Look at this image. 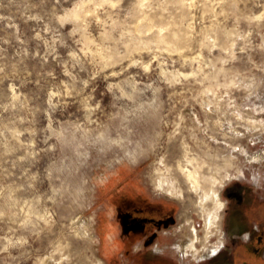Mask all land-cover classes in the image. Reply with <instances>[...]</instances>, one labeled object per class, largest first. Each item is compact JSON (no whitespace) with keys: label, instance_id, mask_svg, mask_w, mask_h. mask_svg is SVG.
<instances>
[{"label":"rangeland","instance_id":"obj_1","mask_svg":"<svg viewBox=\"0 0 264 264\" xmlns=\"http://www.w3.org/2000/svg\"><path fill=\"white\" fill-rule=\"evenodd\" d=\"M211 1L0 0V264H133V246L196 264L186 151L205 173L232 160L208 246L244 236L228 192L264 196V0ZM124 190L174 206L148 247L122 234Z\"/></svg>","mask_w":264,"mask_h":264},{"label":"flooded vegetation","instance_id":"obj_2","mask_svg":"<svg viewBox=\"0 0 264 264\" xmlns=\"http://www.w3.org/2000/svg\"><path fill=\"white\" fill-rule=\"evenodd\" d=\"M228 196V213L235 215L231 232L243 231L244 236L230 238L217 253L196 264H264V196L254 192L250 198L243 199L237 186L231 188ZM122 203L125 208L121 210L120 206L117 212L122 234L133 237L134 243L141 241L143 247L154 244L161 238L159 230L176 221L175 209L170 202L151 198L146 193L133 194V198L121 200ZM222 250H225L224 254ZM145 252L141 246H133V264L182 263L168 250L149 255Z\"/></svg>","mask_w":264,"mask_h":264},{"label":"bare ground","instance_id":"obj_3","mask_svg":"<svg viewBox=\"0 0 264 264\" xmlns=\"http://www.w3.org/2000/svg\"><path fill=\"white\" fill-rule=\"evenodd\" d=\"M176 1V0H175ZM211 1V0H210ZM84 2V1H83ZM95 2V1H94ZM104 2V1H103ZM148 2V1H147ZM172 2V1H171ZM212 2V1H211ZM81 3V2H80ZM114 3V2H113ZM142 3V2H141ZM176 3V2H174ZM189 3V2H188ZM210 3V2H209ZM105 4V3H104ZM143 4V3H142ZM145 4V3H144ZM143 4V5H144ZM208 4V3H207ZM209 5V4H208ZM145 6V5H144ZM86 7V6H85ZM92 7V6H91ZM143 8V7H142ZM83 9V8H82ZM95 9V8H94ZM183 9V8H181ZM80 12V11H79ZM85 13V12H84ZM182 13V12H181ZM191 13V12H190ZM193 13V12H192ZM81 14V13H80ZM262 15V13H260ZM77 15V14H73ZM148 15V14H147ZM193 15V14H192ZM81 15H78L80 17ZM147 17V16H146ZM142 18L139 20L140 22L137 24V29H142L141 26L144 24L149 27V29H153L154 21L147 18ZM76 18V17H75ZM141 18V17H140ZM215 21V20H214ZM220 23V22H219ZM80 24V23H79ZM135 24V23H134ZM84 25V24H83ZM211 26V25H210ZM215 26V25H214ZM81 27V26H80ZM136 27V26H135ZM146 27V26H145ZM158 27V26H157ZM194 27V26H193ZM178 28V27H177ZM209 28V27H208ZM136 29V30H137ZM164 28L159 27L157 28L159 35L163 32ZM182 29V28H181ZM140 31V30H139ZM207 31V30H206ZM219 31V30H218ZM224 31V30H223ZM226 31V30H225ZM142 32V31H141ZM187 32V31H186ZM173 33V32H172ZM218 33V32H217ZM139 34V33H138ZM187 34V33H186ZM230 34V33H229ZM166 35V33H165ZM164 35V36H165ZM185 35V34H184ZM190 35V34H189ZM134 36V35H133ZM163 36V35H162ZM163 36V37H164ZM227 36V35H226ZM159 37V36H158ZM162 37V38H163ZM176 37V36H175ZM185 37V36H184ZM206 37V36H205ZM213 37V36H212ZM219 37V36H218ZM179 38V37H178ZM92 39V38H91ZM160 39V38H159ZM164 39V38H163ZM219 39V38H218ZM90 40V39H89ZM162 40V39H161ZM178 41V39H177ZM237 41V40H236ZM156 42V41H155ZM88 43V42H87ZM91 43V42H90ZM145 44V43H144ZM186 44V43H185ZM130 45V44H129ZM228 45V44H227ZM231 45V44H230ZM100 46V45H99ZM139 46V45H138ZM149 46V45H148ZM225 46V44H224ZM223 47V46H222ZM221 47V48H222ZM98 48V47H97ZM230 48V47H229ZM100 49V48H99ZM178 50V49H177ZM103 51V50H102ZM129 51V50H128ZM184 53V51H183ZM112 56V55H111ZM223 67V66H222ZM210 88V87H209ZM220 97V96H219ZM216 99V98H215ZM253 122V120H252ZM185 160L186 162L179 163V169L181 173L184 175L186 182L189 185V188L193 190L197 195V203L200 209L202 210V215L204 217V244L203 249L204 252L200 254V247L196 244L197 241L202 240L201 236L199 235V229L196 224H193V234L194 237L187 236V239L182 243V250L184 255L187 254L189 251H192V254L197 259H202L208 256H212L213 254L217 253L219 249L223 246V239L220 238V241L214 242L211 246H208L210 242V236L213 232L218 230L220 231L222 228V209L225 207V202L222 200L220 196V190L224 186L225 177L230 176L229 167L232 164L231 158H225L223 163H220L216 160L215 156H212V161H209L208 171L205 173L201 167L202 163L199 157L191 156L187 151L185 152ZM191 163V167L189 165ZM227 171V173L225 172ZM169 183L167 191H170L172 194H183L182 187L176 185V182H169L167 177L164 178ZM165 183V182H164ZM163 181L158 182V186L165 187L167 183L164 184ZM234 221V220H233ZM232 221V222H233ZM235 222V221H234ZM243 225V224H242ZM245 225V224H244ZM243 232V231H242ZM241 232V233H242ZM224 233V230H223ZM236 234V233H235ZM233 236V234H232ZM237 237V235H236ZM248 239V238H247ZM202 243V242H201ZM43 263V260H42Z\"/></svg>","mask_w":264,"mask_h":264},{"label":"crops","instance_id":"obj_4","mask_svg":"<svg viewBox=\"0 0 264 264\" xmlns=\"http://www.w3.org/2000/svg\"><path fill=\"white\" fill-rule=\"evenodd\" d=\"M124 170H126V169L124 168L123 171ZM125 174H126V172L124 171L122 173H118V174L116 173L114 176L115 177H118L119 179L123 180L124 182H131L134 185H138L139 187H141V186L143 187V185L137 183V180H136V177H135V176H137L136 174L134 175V173H133V177H132L131 176L132 174L131 173H128V175H126V176L123 177V175H125ZM132 180H133V182H132ZM128 192H130V193H128ZM120 198H121V200L126 201L127 198H133V193L131 191H129V190H124L123 193L121 194ZM120 206H121V210H123L125 208V206H124L123 203Z\"/></svg>","mask_w":264,"mask_h":264}]
</instances>
